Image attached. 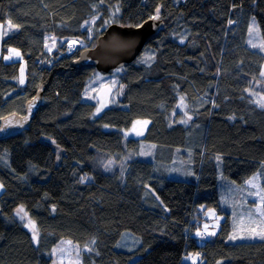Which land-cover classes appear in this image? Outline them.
I'll list each match as a JSON object with an SVG mask.
<instances>
[{
	"label": "trees",
	"instance_id": "obj_1",
	"mask_svg": "<svg viewBox=\"0 0 264 264\" xmlns=\"http://www.w3.org/2000/svg\"><path fill=\"white\" fill-rule=\"evenodd\" d=\"M154 14L162 30L105 73L123 89L95 114L83 92L97 69L71 61L108 25ZM251 18L264 40V0H0V21L12 26L2 52L18 48L26 72L20 85V62L0 56V119L42 93L31 121L0 138V264H51L62 240L78 246L79 264H189L190 252L197 264H264V238L229 241L231 213L219 202L229 179L264 211V108L248 93L264 94V52L246 43ZM47 34L87 44L48 52ZM181 98L185 112L175 111ZM138 119L144 135L124 136ZM143 139L155 145L152 160L138 156ZM175 156L192 176L172 175ZM207 208L224 219L197 236ZM127 231L139 242L117 248Z\"/></svg>",
	"mask_w": 264,
	"mask_h": 264
},
{
	"label": "rangeland",
	"instance_id": "obj_2",
	"mask_svg": "<svg viewBox=\"0 0 264 264\" xmlns=\"http://www.w3.org/2000/svg\"><path fill=\"white\" fill-rule=\"evenodd\" d=\"M12 26L6 22L0 21V56H3L4 59H11V60H18L19 68H18V82L20 85H24L26 82V72H25V61L23 59V56L18 48L10 46L7 48L5 52H2V37L5 31L8 29H11ZM251 29V31H250ZM104 32V31H103ZM102 32V33H103ZM89 33H91L90 36L93 35V31L89 29ZM101 33V34H102ZM100 34V35H101ZM80 41V40H79ZM96 41V39H95ZM66 40H60L57 41L56 38H54L52 35L47 34L45 45L48 52H52L56 49L57 43L58 44H64L65 48H67V52L71 53L76 49L85 48L82 46H85L87 43L84 41H80L79 44L77 43H65ZM246 43L248 46L258 49L262 52H264V40L261 36L259 27L257 25L256 19L251 18L249 27H248V33L246 38ZM95 44V42H94ZM94 44L92 46H94ZM19 53V55H16V53ZM264 73V62L261 66L260 76ZM116 76L115 74H102L100 72H95L92 74L91 77L87 80L86 83V90L88 87V84H90L87 95L86 90L83 92V99L87 101H92L95 103V114H99L106 106L109 105V101L113 93L118 94L123 89V85L116 84L115 82ZM23 81V82H21ZM253 91H250L249 94H253ZM258 94V98H260V94L256 91L255 96ZM257 98V96H256ZM257 101H260L257 99ZM185 102L183 99H179L175 111L177 112H185ZM99 109V111H97ZM185 120H189V117H185ZM147 122L144 119H138L135 120L128 128L122 129V133L126 137H134V138H141L144 135ZM155 153V145L149 141L142 140L140 142V149L138 152V156L141 159L145 160H152ZM181 160H178L177 157H174L173 165L170 167L171 172H182L183 170L178 169V167L182 166L180 163ZM191 164V163H188ZM189 171L193 175V170L189 166ZM263 177H264V171H263ZM264 179V178H263ZM233 182L229 179H226L225 181L220 180V196H219V202L220 205L223 208H226L231 213V219H232V231L229 236V241L235 242V241H245V240H255L262 238L259 235L254 234L255 232H261L264 231V216L261 215V212L263 211L262 204H251L249 202L250 199H252V189L247 185H239L235 186L232 183ZM2 190V186L0 184V192ZM258 209L260 211H258ZM25 210L19 206L15 213L18 219L22 220L25 226L30 229H32V225L30 224L26 214L24 213ZM199 212V211H198ZM203 221L201 223V227H197L193 232L195 235L199 236L201 232L207 231L210 235H213L217 232L220 222L224 219V215L219 214L214 208H207L205 209L203 213ZM20 220V221H21ZM32 227V228H31ZM199 233V234H198ZM232 237H235L233 239ZM66 240L61 241L58 243V245L55 247L53 253H52V261L51 264H78V259L75 257V251L78 246L74 245L70 241ZM65 242V248L66 251H61L60 247L61 244H64ZM139 242V237L136 235H133L131 232H124L122 236L120 237L119 241L116 244L117 248L120 249H130L133 246H135ZM60 246V247H59ZM65 252V253H64ZM200 254L198 253H188L183 256L182 261L184 263L188 262L189 264H197L198 261H200Z\"/></svg>",
	"mask_w": 264,
	"mask_h": 264
},
{
	"label": "water",
	"instance_id": "obj_3",
	"mask_svg": "<svg viewBox=\"0 0 264 264\" xmlns=\"http://www.w3.org/2000/svg\"><path fill=\"white\" fill-rule=\"evenodd\" d=\"M159 14H154V16ZM144 20L139 25L112 23L96 38L92 47L80 51L70 65L75 68L93 66L100 73H111L114 69L128 65L142 50L143 46L163 28V21ZM42 93L38 92L24 105L23 113H10L0 119V138L10 131L25 127L40 107Z\"/></svg>",
	"mask_w": 264,
	"mask_h": 264
},
{
	"label": "crops",
	"instance_id": "obj_4",
	"mask_svg": "<svg viewBox=\"0 0 264 264\" xmlns=\"http://www.w3.org/2000/svg\"><path fill=\"white\" fill-rule=\"evenodd\" d=\"M262 78H264V76H261ZM250 91H248V93H249ZM254 93L253 94H250L251 95V97H252V99L254 100V102L258 105V106H260V107H263L264 108V94L262 93V94H260V98H258V94L256 95L257 96V98H256V96H255V94H256V92L255 91H253ZM257 99L258 100H260V101H257ZM178 157V156H177ZM179 160V159H178ZM178 169H182L183 171L182 172H175V174H172V175H174V176H176V177H181L182 175H184L185 177L186 176H188V177H190V176H192V174H191V172L189 171V166H184L183 164H182V166H180V167H178ZM61 242V241H60ZM66 242V241H65ZM65 242H64V244H61V247H60V250L63 252V251H66V246H65ZM68 242V241H67ZM58 245V244H57ZM56 245V246H57ZM55 246V247H56ZM55 247L52 249V253H53V251H54V249H55ZM65 253V252H64ZM75 253V257H76V259H78V253H79V249L78 248H76V251L74 252ZM53 262V261H52ZM78 264H79V259H78Z\"/></svg>",
	"mask_w": 264,
	"mask_h": 264
},
{
	"label": "snow or ice",
	"instance_id": "obj_5",
	"mask_svg": "<svg viewBox=\"0 0 264 264\" xmlns=\"http://www.w3.org/2000/svg\"><path fill=\"white\" fill-rule=\"evenodd\" d=\"M157 12H159V9H157ZM152 19H159V16H158V15H157V16H154V17H152ZM229 23H231V21H229ZM13 27H16V26L13 25ZM250 31H251V29H250ZM16 55H19V53L17 52ZM117 71H119V69H118ZM262 75H264V73H262ZM21 82H23V81H21ZM97 111H99V109H98ZM189 119H191V118L189 117ZM145 123H147V122H145ZM184 123H187V120H185ZM0 131H3V130L0 129ZM258 211H260V210L258 209ZM261 215L264 216V211L261 212ZM198 234H199V233H198ZM254 234H255V235H259V236H261L262 238H264V231H261V232H255V230H254ZM232 238L235 239V237H232ZM36 239H37V237H36V235H35V233H34V234H33V240H36Z\"/></svg>",
	"mask_w": 264,
	"mask_h": 264
},
{
	"label": "bare ground",
	"instance_id": "obj_6",
	"mask_svg": "<svg viewBox=\"0 0 264 264\" xmlns=\"http://www.w3.org/2000/svg\"><path fill=\"white\" fill-rule=\"evenodd\" d=\"M102 74H105V73H102Z\"/></svg>",
	"mask_w": 264,
	"mask_h": 264
}]
</instances>
